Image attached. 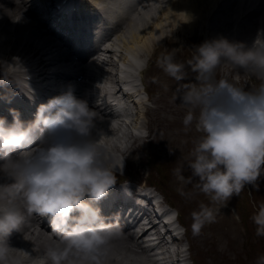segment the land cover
Returning <instances> with one entry per match:
<instances>
[{
	"label": "clouds",
	"instance_id": "9594fccd",
	"mask_svg": "<svg viewBox=\"0 0 264 264\" xmlns=\"http://www.w3.org/2000/svg\"><path fill=\"white\" fill-rule=\"evenodd\" d=\"M192 59L200 83L181 99L198 115L189 111L184 123L195 118L202 135L188 167L199 178L197 187L219 204L255 183L264 168V32L251 44L224 35L206 39ZM223 63L251 70L261 84L246 89L227 75L218 77ZM182 68L169 54L167 71L179 78ZM11 111V123L0 116V249L29 214H50L59 234L36 264H110L120 228L94 202L117 182L119 165L103 140L105 131L97 126L96 110L67 91L41 104L34 120L26 122L18 110ZM28 146L35 147L24 151ZM176 172L184 178L182 167ZM192 217L198 234L215 220L216 210L201 203ZM253 219L257 234L264 235V204Z\"/></svg>",
	"mask_w": 264,
	"mask_h": 264
},
{
	"label": "rangeland",
	"instance_id": "374dc122",
	"mask_svg": "<svg viewBox=\"0 0 264 264\" xmlns=\"http://www.w3.org/2000/svg\"><path fill=\"white\" fill-rule=\"evenodd\" d=\"M224 22L211 27L210 30L213 28L219 30L221 27L226 29L227 24ZM198 27L197 23L192 31L194 29L196 31ZM180 28L171 25L169 32L163 33L154 41L162 42L159 43V48H155L156 46L153 48L154 53L150 55L151 68L147 72V87L151 92L163 89L167 95L155 98L156 109L159 111L155 112L152 109L149 113L148 110V117L151 116L150 127H153L152 137L150 142L143 141L144 145L139 144L136 151L132 149L129 152L127 158L131 166L129 164L130 171H127V174L132 179L161 183L167 198L183 208L182 216L186 224L188 223L187 239L194 258L199 257L196 260L197 264H259V258L264 256V235L257 234L253 216L260 205L264 204V179L262 180L264 168L261 169L255 183L249 182L245 185V196L249 201L244 196H239L216 204L208 194L197 187L199 178L193 176L192 170L188 167V161L192 159V149L200 134L194 132L192 128L184 130L185 127H190L184 123L185 113L192 108L182 103L185 86L178 85V82L181 83L185 78L190 80L193 75L198 77L197 71H194L192 58L196 46L200 44V38L190 32V27H185V32ZM201 31L206 32L207 27L203 25ZM169 54H172L175 62L183 64L179 78L171 75L166 69ZM1 63L2 57L0 74H5L7 70L3 69ZM189 66L192 69L189 70ZM231 69L218 67V71L229 77H232L230 76L232 73L226 70ZM192 82L194 85L200 83ZM172 83L174 84L171 85ZM260 84L259 82L258 86ZM137 144L134 143V146ZM178 167L183 169V179L176 172ZM201 203L211 205L216 210V218L206 223L198 234H194L192 211L198 209Z\"/></svg>",
	"mask_w": 264,
	"mask_h": 264
},
{
	"label": "bare ground",
	"instance_id": "6f19581e",
	"mask_svg": "<svg viewBox=\"0 0 264 264\" xmlns=\"http://www.w3.org/2000/svg\"><path fill=\"white\" fill-rule=\"evenodd\" d=\"M69 1L72 2L63 5V8L65 10H73L71 7L75 5V1ZM85 1L87 0H82V2L84 3ZM93 1H96L98 3L101 0ZM150 1V7H148V9L145 11L146 16L144 17V19L141 20L139 18L138 20L136 19V21L132 19L128 25L129 29L124 30L120 35H118L117 51L120 52L121 60L123 63H130V56L141 58L142 55L148 53L150 49H152V45L155 43L154 41L158 39L159 36H161L163 33L170 31L171 25H177L181 27V29L190 27V30L192 31V28L199 22V20L203 18L204 15L209 14L212 8H214L220 0ZM35 2L41 5L38 0H35ZM50 8V10H42V12H50L53 15L54 20H56L59 10L55 9L54 7ZM114 9L115 8L113 7V11ZM29 11L30 10H28L27 0H0V57L9 60L12 59L13 56H17L18 63L20 65L26 64L25 66H29L30 63L27 62L33 61L35 56L39 54L43 49L46 51L52 48V46H54L53 44H55L54 42L49 40H42L41 42L36 40V38L40 40V34L35 28L32 27V25H30L31 20L29 19L28 15L33 18L32 15L34 14L33 12H31L32 15L29 14ZM260 11L262 12V15L264 17V9L260 8ZM72 13H76V10H73ZM149 16H153L152 19L156 18L150 25L146 23L148 22L147 18H149ZM28 19L30 21H28ZM66 26L67 25H63L62 28H67ZM246 29L249 30V28ZM24 34H27V36L24 37ZM14 36H16L15 39H13ZM4 43L11 45V48L9 50L3 49L2 44ZM42 43L45 44L43 45ZM61 55L65 56L66 53L62 52ZM60 60H64V57ZM64 61L69 65H65V69L72 70L73 67L70 65L71 59L69 57H66ZM49 63H51V61H49L48 59L41 58L34 64L38 69L44 70L46 69V67H44L42 64L46 66ZM46 79H48L47 75ZM21 80L24 83L17 82L15 84H12L19 90L22 96L18 99V101L13 100L12 104L14 106L12 107V109L18 108L22 111H26L25 106L27 104L26 101H28L27 96L33 94L32 92L36 88V85H31L27 79ZM54 83L58 84V82ZM88 89V92H92L93 96L97 97V95L93 93L95 91L93 88L89 87ZM39 95H42V93H39ZM40 100L41 98L38 99L36 97L33 103L36 104L38 110L39 106L42 104ZM90 101H93V99H90ZM42 102H44V99ZM22 114L23 113L20 114L21 119H24L25 117ZM127 136L129 137V135ZM119 142L123 141L119 140ZM126 142V146L127 148H129L128 145H130L131 142L129 139ZM133 144H131L130 148L127 149V151L129 150L128 153L132 151L131 148ZM30 220L31 225L27 227V224L21 229V231H19L18 235L14 237L13 243L15 246L13 247V245H11L13 247L11 250L7 249V246L9 244L4 245V247L0 249V264H7L9 259L12 260L18 258H22L20 264H32L31 261H33L35 257L42 255L45 249V245L52 241L46 238L43 235L42 231L36 232L34 229H32V227L36 224V218L34 216L30 217ZM22 235H25L26 237L23 239ZM21 241H24L22 246H20L19 244ZM136 242V240H126L122 237H117L112 244L110 264H150L147 259H144L141 256L138 250V244ZM24 248L27 249V251L24 250V253L28 254V259L24 258ZM30 252H33V254L30 255Z\"/></svg>",
	"mask_w": 264,
	"mask_h": 264
}]
</instances>
